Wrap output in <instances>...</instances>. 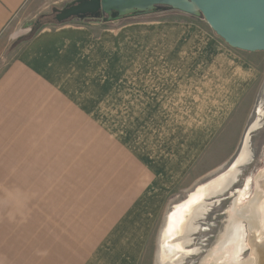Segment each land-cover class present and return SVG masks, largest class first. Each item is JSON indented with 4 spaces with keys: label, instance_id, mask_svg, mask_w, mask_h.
<instances>
[{
    "label": "crops",
    "instance_id": "crops-1",
    "mask_svg": "<svg viewBox=\"0 0 264 264\" xmlns=\"http://www.w3.org/2000/svg\"><path fill=\"white\" fill-rule=\"evenodd\" d=\"M29 1L0 0V37ZM202 22L207 23L154 21L148 41H139L145 45L134 46L132 66L125 53L105 51L104 37L95 36L92 28L73 23L45 27L0 70V172L25 171L28 155L59 158L46 160L49 167L42 171L72 170V164L63 168L59 162L77 154L79 125L89 126L90 139L94 124H126L129 130L132 124H150L145 132L150 147L138 148L137 130L134 149L119 139L116 163L101 164L105 174L97 182L103 194L91 202L100 203L87 211V227L79 235L70 232L81 237L55 238L49 246L38 240V255L26 258L22 239L14 243L13 228H0V237H6L0 239V264H134L132 253L107 250L113 242L107 237L122 234L126 222L134 223L128 235L140 234L143 218L138 214L150 211L155 190L178 187L201 164L206 148L214 144L211 151H216L230 137L238 102L253 77L250 67L234 61L237 50L200 27ZM200 36L207 45L199 43ZM115 55L118 66L103 73L100 89L95 88L94 61L110 64ZM81 93L101 100L102 122ZM152 137L164 142L153 143ZM39 148L43 152L31 151Z\"/></svg>",
    "mask_w": 264,
    "mask_h": 264
},
{
    "label": "rangeland",
    "instance_id": "rangeland-1",
    "mask_svg": "<svg viewBox=\"0 0 264 264\" xmlns=\"http://www.w3.org/2000/svg\"><path fill=\"white\" fill-rule=\"evenodd\" d=\"M80 1L83 0H30L25 5L23 15L16 19L0 37V70L9 64L22 45L27 44L28 37L33 35L32 28L28 27L30 23L39 22L47 27L57 26L55 24L57 14ZM201 19L204 18L164 8V10L155 13L123 16L122 19H115L111 14V18L108 15V19H104L101 23L95 22L85 26L92 28L95 36L102 35L104 37L105 51H109L110 54L125 53L128 64L133 61L132 53L135 44L144 46V43L139 44L140 39L148 41L150 27L156 25L153 23L154 21H201ZM72 23L77 24L74 23V20ZM198 25L209 32L213 31L205 22ZM170 30L174 31L173 28ZM115 37H121L120 41L114 40ZM197 42L195 41V43ZM199 43L207 45V40L200 36ZM223 43L225 42L223 41ZM229 48L235 49L231 46ZM235 50L240 55L234 61L243 62L250 67L253 77L247 92L238 102L239 115L229 127L230 137L222 140L221 146L216 151H211L215 150L214 144L206 148L199 167L197 166L191 176L178 187L156 189L148 207L150 211L145 209L138 214L143 218L139 231L141 233L135 236L128 235L127 230L134 227V223L126 222L121 226L120 233L122 234L111 236V240L110 237H107L109 241H113L111 246L106 248L107 250L112 247L121 249L119 254L128 256V253H132L134 264H169L168 262L162 263L159 255L163 237L162 230L168 224L170 212L174 206L185 201L200 185L209 183L227 172L242 152L248 135L250 159L240 167V174L237 181L230 187L231 189L229 188L230 190L220 196L210 198L208 203L211 205H209L208 211L203 217L194 221L193 224L201 228L198 227L196 233L190 234L191 236L188 238L190 243L186 249L191 250V254L186 256L181 264H213L217 248L223 241L233 215L235 204L239 210H243L250 206L249 204L257 192L264 195V52ZM111 57L113 60L110 61V64L105 60L94 61L92 78L95 88L100 89L103 73L109 68L118 66L117 55ZM128 66H132V64H128ZM84 70L88 71L89 69ZM87 94L90 96V93H81L84 104L95 105V115L102 122L101 100L97 99L95 94L92 101L90 98L86 99ZM111 112L112 109H110ZM256 121L260 122L259 125L250 132ZM128 126L103 122L94 124L92 132L94 135L89 139L90 135L86 133V127L89 126L79 125L77 154L65 157L66 162H59L62 163L60 166L63 168L67 167L65 163L72 164V170L42 171L43 167H49L45 164L46 160L54 163L53 159L59 158L28 155L25 156V171L0 172V228H13L14 243L17 245L23 242L26 258L31 254L38 255L34 247L39 243L38 240L45 239L49 246L55 238L64 239L67 237V239L74 240L81 237H76V234L70 235V232H77L79 235L87 227L85 221L87 211L92 206L99 205L100 202H91L94 199L100 200L103 194L101 182H97L105 174L101 170V164L108 165L112 160L116 163L115 152L120 146L119 139L126 146L134 149V134L140 130V135L138 133L136 137L138 148L144 150L147 146L150 147V144H146L149 140L145 133L150 130V124H132L130 130ZM137 126H140V129H137ZM151 139L153 143L164 142L153 139V137ZM31 151L43 152V149H32ZM93 210L91 209L90 212ZM244 225H246L249 234V246L246 251L241 253L240 260L248 261L257 256V264H260L259 250L264 245L262 242L263 231L261 228L252 229L246 221ZM22 228L25 229V236H21L24 233ZM55 229L59 231L57 232ZM1 238L6 239L5 236ZM65 243L69 242L65 241ZM229 256L231 257V254ZM229 256H226L223 264H230Z\"/></svg>",
    "mask_w": 264,
    "mask_h": 264
},
{
    "label": "bare ground",
    "instance_id": "bare-ground-1",
    "mask_svg": "<svg viewBox=\"0 0 264 264\" xmlns=\"http://www.w3.org/2000/svg\"><path fill=\"white\" fill-rule=\"evenodd\" d=\"M259 123V121H256L250 131L255 130ZM248 141L249 135L242 152H240L233 166L227 172L209 183L200 185L185 201L174 206L172 212L169 214L168 224L162 230L163 237L161 239L159 255L162 263L181 264L183 259L191 254V250H187L186 248L190 243V239H188L191 236L190 234L196 233L199 227L193 224L194 221L203 217L208 211L209 205H211L208 203L210 198L220 196L222 193L230 190L232 184L237 181L240 167L250 159L251 153L248 151ZM249 205L247 208L239 210L237 204H235L233 215L231 216L223 241L217 248L218 251L213 264H223L226 256L228 257L229 254H231V257L229 256L230 264H257V256L256 258L254 257L255 259L251 258L248 261H241L240 255L249 246V234L246 225H244L245 221L252 229L261 228L264 235V195H260L257 192V195H255ZM262 240L264 243V239Z\"/></svg>",
    "mask_w": 264,
    "mask_h": 264
},
{
    "label": "water",
    "instance_id": "water-1",
    "mask_svg": "<svg viewBox=\"0 0 264 264\" xmlns=\"http://www.w3.org/2000/svg\"><path fill=\"white\" fill-rule=\"evenodd\" d=\"M158 5L202 16L216 35L232 48L264 52V0H83L62 10L56 19H70L100 10L109 18L117 12L115 19H119L134 13H148ZM259 251V262L264 264V245Z\"/></svg>",
    "mask_w": 264,
    "mask_h": 264
},
{
    "label": "trees",
    "instance_id": "trees-1",
    "mask_svg": "<svg viewBox=\"0 0 264 264\" xmlns=\"http://www.w3.org/2000/svg\"><path fill=\"white\" fill-rule=\"evenodd\" d=\"M164 8H167V9H170V10H174L172 7L170 6H166V5H158L154 8V10L148 12V13H145V12H140V13H134V14H131V15H137V14H149V13H155L159 10H164ZM114 15V17L117 15V12H113L112 13ZM131 15H128V16H131ZM126 17V16H125ZM123 17H120L119 19H122ZM104 19H108V15L104 12H102L101 10L96 12V13H93V14H84V15H79V16H74L70 19H63V20H55V24L56 25H63L65 23H72L73 20H74V23H77L79 25H87V24H90V23H101L103 22ZM31 27V32L33 33V35H30L28 38L31 39L36 32L40 31L41 29L47 27V25H43L39 22H36V23H30L28 25V27Z\"/></svg>",
    "mask_w": 264,
    "mask_h": 264
}]
</instances>
